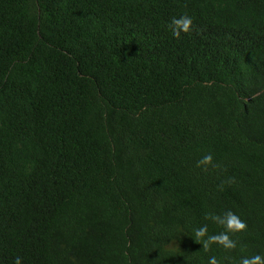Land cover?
<instances>
[{
    "label": "trees",
    "instance_id": "1",
    "mask_svg": "<svg viewBox=\"0 0 264 264\" xmlns=\"http://www.w3.org/2000/svg\"><path fill=\"white\" fill-rule=\"evenodd\" d=\"M228 211L247 225L236 249L203 251L195 230ZM254 254L264 0H0V264Z\"/></svg>",
    "mask_w": 264,
    "mask_h": 264
},
{
    "label": "clouds",
    "instance_id": "2",
    "mask_svg": "<svg viewBox=\"0 0 264 264\" xmlns=\"http://www.w3.org/2000/svg\"><path fill=\"white\" fill-rule=\"evenodd\" d=\"M192 29V19L187 15L179 18L173 17L171 21L172 35L179 39L181 33L188 34ZM203 171H207L210 166H213L212 155H204L196 165ZM205 219L211 220L213 223L220 225L223 231L216 234H209L207 224L200 226L194 232L195 242L202 245V250L208 252L212 246H218L227 251L235 250L237 247L236 242L231 238L233 235L242 233L246 230L247 225L243 222L238 215L228 211L224 215H216L209 213ZM13 264H22L21 257L14 258ZM208 264H219V261L215 256L209 257ZM239 264H264V256L260 254H254L252 256L242 257Z\"/></svg>",
    "mask_w": 264,
    "mask_h": 264
}]
</instances>
